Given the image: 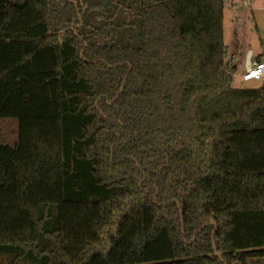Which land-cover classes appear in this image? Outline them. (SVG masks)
I'll use <instances>...</instances> for the list:
<instances>
[{
  "label": "trees",
  "instance_id": "trees-1",
  "mask_svg": "<svg viewBox=\"0 0 264 264\" xmlns=\"http://www.w3.org/2000/svg\"><path fill=\"white\" fill-rule=\"evenodd\" d=\"M223 8L0 0L5 264H264V79L232 86Z\"/></svg>",
  "mask_w": 264,
  "mask_h": 264
},
{
  "label": "rangeland",
  "instance_id": "rangeland-1",
  "mask_svg": "<svg viewBox=\"0 0 264 264\" xmlns=\"http://www.w3.org/2000/svg\"><path fill=\"white\" fill-rule=\"evenodd\" d=\"M259 7H264V0H224L223 43L226 48V63L236 69L232 82L235 88H245L260 83V81L241 80L248 51L253 52V58L260 55L262 59L264 58V10ZM241 48L248 49L244 63L236 56ZM239 54L241 56V52ZM16 132V120H0V143L12 146L16 141ZM8 262V257L0 256L1 264ZM17 264L29 263L18 261Z\"/></svg>",
  "mask_w": 264,
  "mask_h": 264
},
{
  "label": "built area",
  "instance_id": "built-area-1",
  "mask_svg": "<svg viewBox=\"0 0 264 264\" xmlns=\"http://www.w3.org/2000/svg\"><path fill=\"white\" fill-rule=\"evenodd\" d=\"M264 79V58L261 60L252 61L250 66L245 69L241 75V80L260 81Z\"/></svg>",
  "mask_w": 264,
  "mask_h": 264
},
{
  "label": "crops",
  "instance_id": "crops-1",
  "mask_svg": "<svg viewBox=\"0 0 264 264\" xmlns=\"http://www.w3.org/2000/svg\"><path fill=\"white\" fill-rule=\"evenodd\" d=\"M260 9H262L263 8V10H264V7H259ZM248 49H242L241 48V50L239 49V51H238V54L236 55V56H238V59L240 58L241 59V61L244 63V58H245V54H246V51H247ZM239 52H241V56H240V54H239ZM263 56H264V53H263ZM262 59V56L260 55V56H257V57H255V58H253V52H252V55H251V60L252 61H255V60H261ZM245 65V64H244ZM236 70V69H235ZM244 70H245V67H244ZM243 70V71H244Z\"/></svg>",
  "mask_w": 264,
  "mask_h": 264
},
{
  "label": "water",
  "instance_id": "water-1",
  "mask_svg": "<svg viewBox=\"0 0 264 264\" xmlns=\"http://www.w3.org/2000/svg\"><path fill=\"white\" fill-rule=\"evenodd\" d=\"M95 9H98V8H95ZM251 55H252V52L248 51L246 59H245V65H244L245 69H247L250 66L251 62H252Z\"/></svg>",
  "mask_w": 264,
  "mask_h": 264
}]
</instances>
